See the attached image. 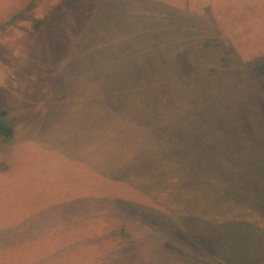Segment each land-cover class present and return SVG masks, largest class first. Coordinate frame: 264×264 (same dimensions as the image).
Here are the masks:
<instances>
[{
	"label": "rangeland",
	"instance_id": "1",
	"mask_svg": "<svg viewBox=\"0 0 264 264\" xmlns=\"http://www.w3.org/2000/svg\"><path fill=\"white\" fill-rule=\"evenodd\" d=\"M0 264H264V0H0Z\"/></svg>",
	"mask_w": 264,
	"mask_h": 264
},
{
	"label": "trees",
	"instance_id": "2",
	"mask_svg": "<svg viewBox=\"0 0 264 264\" xmlns=\"http://www.w3.org/2000/svg\"><path fill=\"white\" fill-rule=\"evenodd\" d=\"M4 134V129L2 127V125L0 124V135H3Z\"/></svg>",
	"mask_w": 264,
	"mask_h": 264
}]
</instances>
